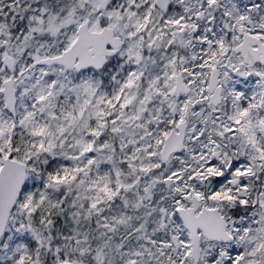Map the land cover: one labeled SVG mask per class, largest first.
Segmentation results:
<instances>
[{"label": "snow or ice", "instance_id": "obj_1", "mask_svg": "<svg viewBox=\"0 0 264 264\" xmlns=\"http://www.w3.org/2000/svg\"><path fill=\"white\" fill-rule=\"evenodd\" d=\"M0 264H264V0H0Z\"/></svg>", "mask_w": 264, "mask_h": 264}]
</instances>
